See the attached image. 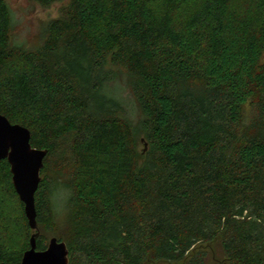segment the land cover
Listing matches in <instances>:
<instances>
[{
    "label": "trees",
    "instance_id": "obj_1",
    "mask_svg": "<svg viewBox=\"0 0 264 264\" xmlns=\"http://www.w3.org/2000/svg\"><path fill=\"white\" fill-rule=\"evenodd\" d=\"M69 1L31 50L0 0V112L48 150L37 249L61 199L71 264H264V0ZM24 208L2 160L0 264Z\"/></svg>",
    "mask_w": 264,
    "mask_h": 264
},
{
    "label": "water",
    "instance_id": "obj_2",
    "mask_svg": "<svg viewBox=\"0 0 264 264\" xmlns=\"http://www.w3.org/2000/svg\"><path fill=\"white\" fill-rule=\"evenodd\" d=\"M31 137L28 128L13 124L0 112V162L8 160L13 186L25 206L29 225L35 231L30 239V249L24 253L20 264H71L67 244L56 237L50 240L46 250L37 249L39 226L35 196L42 182L48 150L33 147Z\"/></svg>",
    "mask_w": 264,
    "mask_h": 264
},
{
    "label": "rangeland",
    "instance_id": "obj_3",
    "mask_svg": "<svg viewBox=\"0 0 264 264\" xmlns=\"http://www.w3.org/2000/svg\"><path fill=\"white\" fill-rule=\"evenodd\" d=\"M12 11V38L11 44L16 47H25L35 50L39 48L43 41L44 26L53 19L61 15L64 7L69 5V0H58L49 8H44L32 0H6ZM119 91L126 101V106L134 121L138 119V104L133 95L128 79L120 78L116 83ZM143 148V146H142ZM57 217L54 223L47 222L41 226V232L47 239V246L52 238H64L67 242L71 235V227L67 224L64 202L59 199ZM14 208V206H12ZM15 210V208H14ZM16 239L19 241L20 236Z\"/></svg>",
    "mask_w": 264,
    "mask_h": 264
}]
</instances>
